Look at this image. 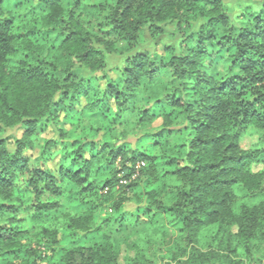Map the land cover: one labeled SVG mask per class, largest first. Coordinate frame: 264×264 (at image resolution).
Wrapping results in <instances>:
<instances>
[{
  "label": "trees",
  "instance_id": "obj_1",
  "mask_svg": "<svg viewBox=\"0 0 264 264\" xmlns=\"http://www.w3.org/2000/svg\"><path fill=\"white\" fill-rule=\"evenodd\" d=\"M41 3L50 16L58 4L68 19L73 9L80 19L65 34V17H60L59 25L44 18L37 0H0V48L18 45L4 55L16 60V52L31 44L40 57L25 52L20 67L21 72L39 74L29 78L36 80V109L25 112L9 105L7 118L0 114V264H36L37 260L65 264L77 244L85 248L106 242L103 225H121L127 222L126 215L137 216L143 201L155 207L154 200L161 197L167 219L141 225L136 238L164 239L166 231L151 229L171 224L178 210L173 205L187 200L202 209L203 218L184 215L179 227L172 224V235H182L186 226L194 224L198 257L192 264H242L252 242L258 251L264 242V136L260 135V148L253 150L242 149L239 142L250 128L264 133V7L251 11V5L245 6L236 16L238 24H232L233 13L223 10L224 0ZM199 17H205L203 23ZM153 19L155 23H147ZM166 25L183 37L180 52L174 45H166L162 54L139 50L126 58L120 70L121 76L129 74L130 61L143 70L142 61L153 55L165 65L182 63L192 70L187 77L191 86L184 87L183 94L159 77L150 80V86L162 93L154 103L163 115L153 111L146 120L149 109L143 107L140 112L145 115L135 124L124 123L111 107L80 102L79 97L94 95L97 80L106 81L108 89H114L112 98H119L124 84L116 87L102 75L107 55L116 51L117 43L135 48L145 31L153 39L160 37ZM51 32L57 35L49 40ZM61 68L64 78L56 88L40 82ZM81 68L89 73L88 87L77 92L75 85L84 79ZM57 92L65 97L75 93L76 106L63 110L53 104L42 115V97ZM185 95L190 98L187 103ZM190 109L199 110L192 116ZM52 118L70 127L60 134L71 140L59 159L53 150L57 145ZM155 121L160 122L156 131L139 133ZM45 123L53 127L55 138L36 150L34 138ZM146 137L155 139L148 142ZM52 161L54 167L48 165ZM257 166L263 169L255 170ZM132 202L137 212L123 210ZM152 215L149 208L145 220ZM237 216L243 227L232 219ZM49 235L59 241L56 247L44 252L34 248L38 238ZM161 259L172 257L162 253Z\"/></svg>",
  "mask_w": 264,
  "mask_h": 264
},
{
  "label": "clouds",
  "instance_id": "obj_2",
  "mask_svg": "<svg viewBox=\"0 0 264 264\" xmlns=\"http://www.w3.org/2000/svg\"><path fill=\"white\" fill-rule=\"evenodd\" d=\"M237 3L229 4L228 0H224L225 7L223 10L232 12L231 23L238 24L236 16L239 12L244 10L246 5H251L250 10L255 11L264 7V0H237ZM37 3L40 4L38 11L40 14L49 20H52L55 24H60V17L63 15L64 24L67 27L64 29L65 34L71 31L73 23L77 22L80 17L79 13L73 9V16L71 19H68L65 13H62L60 6L54 5V10L52 15L48 14L47 6L41 3V0H37ZM199 22L203 23L205 17H199ZM147 23H155V19L147 21ZM95 25H93L94 27ZM147 24H145L146 28ZM143 31V28L141 29ZM57 35L56 32H51L49 40L52 37ZM177 36H180V33L177 32ZM182 39L183 37L180 36ZM175 39V38H173ZM171 42V41H168ZM147 47H151L150 42H145ZM18 45H5L4 48H0V114H4L5 118L9 115L8 108L9 105L13 109H23L25 112L35 110L37 105L34 102V95L36 94V80L35 78L29 79L30 77L38 76L37 73L29 72L24 73L20 71L22 66V57L25 52H28L30 55H33L34 58L40 59V57L35 54V47L30 44L29 47L20 48L16 52L17 59L13 60L4 55L5 51H14ZM177 52H180V48H176ZM155 52V49H153ZM186 55V53H182ZM44 59H47L46 57ZM163 59L161 55L160 60ZM99 62H103L101 59ZM145 66L143 70H140L136 67V64L132 61L129 62L130 73L121 76L120 73L116 72L113 69L112 73H109V79L113 80L116 84V87H119L120 84H124V88L119 93V98L113 99L110 95L111 91L114 89H108L107 82L102 80H97L96 85L92 86V91L94 92L93 96H81L78 99L82 104H89L91 106L103 105L105 108L111 107L114 112L118 113V118L122 119L124 123H133L135 124L141 115H145L140 112V109L147 107L149 109L148 113L145 115L147 120L151 117L152 112L156 111L157 115H163V109L159 105L154 103V97L162 95L161 92L153 89L150 86V80L153 77H159L162 80V83L165 85L172 84L181 89V94H183V88L191 86V81L187 78L191 75V69H185L184 64L182 63H169L167 65L160 63L155 56L153 58L143 62ZM186 63V62H185ZM46 70V69H45ZM154 70V71H153ZM81 76L84 79L80 80L78 84L75 85V91L81 92L88 87L87 76L89 73L80 69ZM102 71H107V67ZM203 71V70H202ZM223 74V69L220 70ZM173 72L176 75H173ZM183 73V76L181 75ZM119 77V79H117ZM64 78V69H57V71L51 76L47 81L41 80V83H47V86L50 88H56L60 85V82ZM70 83H72L70 81ZM75 93L69 96H62L59 92L52 96H44L42 100L45 102V108L42 111V115H47L48 112L52 110L53 104L58 105L61 109L67 110L70 107L76 106ZM187 95L184 96V102L189 101ZM192 99H195L193 97ZM162 104L167 103V99L161 101ZM203 107V104H201ZM199 109L192 110L190 109L189 114L195 116V111ZM231 112V109H229ZM16 115L19 116L21 113L16 112ZM53 126L56 131V139L54 143L57 145V148L53 149L57 151V159L64 154V144H68L71 140V137L63 138L60 134L64 129L65 121L60 119L57 120L52 118ZM184 123H188L187 120ZM237 127H242L238 121L235 122ZM151 130V125L142 126L139 129V133L143 134L144 131ZM264 136V133L261 134ZM63 139V143L61 140ZM148 142H151L154 137H146ZM83 151V149H81ZM122 161V160H121ZM125 163V161H123ZM121 166L120 161L117 163V167ZM120 175H123L121 172ZM132 179H135L134 177ZM131 182V181H127ZM122 181L121 183H127ZM155 195V194H153ZM119 201V197L116 198ZM163 197L159 200H154L155 207L149 204L148 201L142 202V207L139 209L137 216H125L127 223L124 225V229L117 231L118 223L109 222L106 225H103V230L106 233H109L104 239L105 243L103 244H94L85 248H80L77 244L75 246V251L69 253L68 258L65 260V264H192L198 257V245L195 244L197 237L194 234V224L188 225L185 227L184 233L182 235L173 236L172 224H176L179 227V221L183 218L184 215L188 213H193L195 215L202 216V209L197 208L193 204H189L187 200L180 201L179 204L173 205L174 209V218L171 221V224L165 223L163 228H159L157 225L151 230H160L166 231L168 236L164 239H152L149 237L148 240L133 238L131 236L125 235V229L128 232L135 233L138 231L139 227L144 224H150L157 218L167 219L166 214L163 213L162 205ZM203 203V202H202ZM151 208V212L154 214L150 216L149 220H145V213ZM186 210V211H185ZM132 212H137V208L133 206L131 208ZM240 227H243V224L240 221V218H232ZM87 230V229H86ZM239 230V229H237ZM59 241L54 235H49L44 239H39L35 244L34 248L38 249L40 252H44L48 248L56 247ZM249 254L246 259L242 261V264H264V242H261L259 245V250H256V245L254 242L248 244ZM169 248L171 251L169 252ZM167 254L172 257L171 260L161 259V254ZM202 260V257L200 258ZM36 264H41L39 260L36 261Z\"/></svg>",
  "mask_w": 264,
  "mask_h": 264
},
{
  "label": "rangeland",
  "instance_id": "obj_3",
  "mask_svg": "<svg viewBox=\"0 0 264 264\" xmlns=\"http://www.w3.org/2000/svg\"><path fill=\"white\" fill-rule=\"evenodd\" d=\"M228 2H229V4L237 3V7H239L237 0H228ZM241 12H239L238 15H240ZM173 38H175V39H173ZM168 41H171V42H168ZM145 42H150L151 47H147ZM179 43H180V36H177V33L174 31V29L171 25L164 26V34H162L160 37H158L156 39H153L149 35V33L145 31L141 35V40L135 48L129 49L126 46V44H124V43H117L116 44V51L112 54L107 55V57H106L104 68L107 67V71H103L102 75H104L106 78H108L109 73H112L113 69H115L116 72L120 73V70L122 69L124 61L126 60V58L134 55L139 50H146L149 52H153V49H155L156 53L162 54L163 49L166 45H174L175 47H178ZM150 125H151V130H146L147 132L156 131L160 126V122L155 121V122L151 123ZM64 127H65V130L70 129V127L68 125H64ZM260 135L261 134L257 129H255V128L248 129L247 132L245 133V135L242 136V138L239 142L241 148L245 149V150H253V149L260 148V146H261ZM53 138H55V132L53 130V127L51 125L46 124V123L42 124L38 129L37 135L34 138V144L37 148L36 150H39L43 146V144L46 140H50ZM36 155H37V152L32 153V159L35 158ZM48 165L50 167H54L53 161L49 162ZM140 165H143V163H138V166H140ZM261 169H263L262 166L255 167V170H261ZM133 206H135L133 202L132 203H126V204H124L123 210L130 211ZM126 223L127 222H125L121 225L118 224L117 231L119 232L121 229H124V225ZM25 229L29 230L30 228L26 227ZM139 229H140V227H139ZM108 235H109V233H108ZM125 235L136 238L135 233L128 232L126 229H125Z\"/></svg>",
  "mask_w": 264,
  "mask_h": 264
}]
</instances>
